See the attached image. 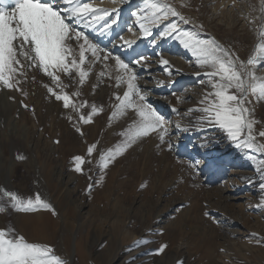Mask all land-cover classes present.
<instances>
[{
	"label": "rangeland",
	"instance_id": "374dc122",
	"mask_svg": "<svg viewBox=\"0 0 264 264\" xmlns=\"http://www.w3.org/2000/svg\"><path fill=\"white\" fill-rule=\"evenodd\" d=\"M109 1L91 0L99 6L113 8L111 4L108 5ZM119 1L122 4L116 7L120 9L118 23L112 32L103 37L92 33L94 42L121 55L126 61L134 60L135 53L148 56L151 61L149 68L137 67L142 89L148 92V100L153 107L166 118L174 122L181 120L172 109L177 108L183 113L197 105L205 86L198 83L204 77H197L195 73L203 72L204 69L196 66L191 51L173 37L159 40L155 46L149 43L151 37L142 39L135 47V52L120 46L117 36L123 35L127 39L129 26L136 30L135 17L131 13L143 7V0ZM172 2L186 16L204 25L203 30H199L201 38L215 36L225 47L234 49L242 59H247L251 54L257 34L255 26L250 25L245 17L251 12L250 4L259 8V0H236L235 6L233 0ZM182 3L187 7L181 8ZM252 14L258 16L259 12ZM182 27L197 31L191 24ZM162 30L163 25L154 29V32ZM136 34L139 36L138 31ZM158 53L170 61L171 76L159 65ZM100 70L101 65L97 63L81 89L80 99L103 105L104 111L94 117L93 123L82 127L83 137L67 119L69 110L64 109L61 102L50 98L42 87L43 83L49 81L41 73H29V77L34 75L36 80L33 83L29 79L23 85L27 97L19 92L0 90V188L24 197L39 192L57 213L53 215L45 210L23 213L9 208L0 213L1 228H14L21 234L22 217L40 213L49 221L46 225L48 236L42 241H33L52 245L56 253L70 264H81L76 251L79 235L84 236L85 253L90 257L91 264H176L177 259L182 260L183 264H216L219 255L212 257V263L204 257L209 244L214 246L213 250H220L223 245L232 247L229 251L232 257L240 258L244 264H264V240L256 243L264 237V207H256L264 197V192L259 189V183L264 182V174L260 171L264 168L261 163L264 155L236 148L214 129L183 132L177 130L174 124L171 126L172 134L168 137L172 143L171 151L167 148L158 150V139L152 135L117 157L104 173L108 180V187L105 184V188L110 191L113 201L117 195L120 197L123 187L131 184L132 191L126 187L125 190H130L133 195L131 203L126 206L132 216L145 210L142 213L145 222L148 219V202L145 201H151L155 207L152 219L145 223L141 218H128L124 225L128 239L118 240L113 252L106 253V235L102 233L100 238L92 236L90 223L93 219L96 225L104 228L114 221L112 218L105 223L107 218L95 209L92 202L93 194L100 185L95 183L101 175L96 166L98 156L94 154L93 163L83 166V173L74 170L72 160L78 152L85 154L87 143L99 140L101 149L117 144L121 140L118 133L127 126L132 116L129 113L127 117L114 119L109 126L108 117L114 102L112 93L119 91L122 94L123 86L118 89L114 82L98 80ZM257 74L264 75V67L258 68ZM64 79L65 83L69 82ZM160 80L166 82L165 86L158 84ZM168 81L175 83L170 84ZM110 83L113 86L109 87ZM93 84H99L95 93ZM75 88L73 84L67 90L71 92ZM9 96H14L15 100H10ZM176 96H183L184 102L178 103ZM21 100L29 106L28 109L21 105ZM256 107V118L264 120V103ZM187 123L188 118H184L182 125ZM204 136H215L219 142L213 141L202 146ZM57 140L59 143H56ZM18 156H24L25 159H17ZM195 161H199V164L189 168V163ZM229 168L234 170L233 174ZM145 182L147 186L142 189L140 185ZM89 184L94 185L90 194L86 191ZM217 191L221 193L220 196H217ZM178 219L179 225H174ZM133 224L137 226L135 232L131 228ZM172 226L177 237L170 250L176 251L181 245V251L170 256L154 255L155 249L161 244V234ZM143 232L146 233L141 236ZM253 233L258 235L254 236ZM66 234L71 237V251L68 253L65 252L64 244ZM130 235L135 237L129 239ZM137 241L140 243L137 244Z\"/></svg>",
	"mask_w": 264,
	"mask_h": 264
},
{
	"label": "snow or ice",
	"instance_id": "6c2138e0",
	"mask_svg": "<svg viewBox=\"0 0 264 264\" xmlns=\"http://www.w3.org/2000/svg\"><path fill=\"white\" fill-rule=\"evenodd\" d=\"M116 2L111 0L113 4ZM235 2L233 0V6ZM180 7L187 5L182 3ZM249 7L251 12L245 19L255 26L257 42L247 59H242L231 47H225L215 36L201 38L199 30H203L204 25L186 16L172 0H143V7L131 13L135 17L136 30L132 26L127 28L133 35L138 31L139 36L136 39L117 36L119 45L133 52L140 40L149 37V43L153 46L159 40L173 37L191 51L196 66L204 69L195 75L204 77L198 83L205 88L195 107L183 113L177 108L172 109L181 120L174 122L166 118L153 107L148 100V92L142 89L137 67L148 69L151 62L148 56L135 53L134 60L126 61L121 55L94 42L92 33L103 37L113 31L118 23L120 9L102 7L91 0H0V90L19 92L27 97L23 85L29 79L33 83L36 80L34 75L29 77V73H41L49 81L43 83L42 87L50 98L61 102L63 108L69 110L67 119L83 137L85 134L82 127L93 123L94 117L104 111L103 105L80 99L81 89L88 82L94 66L97 63L101 65L98 80L114 82L118 89L123 86L122 94L119 91L112 93L111 99L114 102L108 117L111 126L114 119L132 114L130 122L118 133L121 140L107 149L99 147V140L86 142L85 154L72 157L74 170L83 173V166L92 164L94 154H97L96 166L101 175L95 181L96 184L103 181L104 173L117 157L124 155L144 138L155 135L158 139L157 149L163 151L167 148L171 151L172 143L168 137L172 134L173 124L183 132L214 129L236 148L264 155V120L256 118V106L264 103V75L257 74V69L264 67V0H259L258 9L251 4ZM257 11L258 16L252 14ZM189 24L197 31L182 27ZM161 25L163 30L154 32ZM157 56L159 65L171 76L170 61L162 54L158 53ZM64 78L69 82L65 83ZM73 84L76 88L69 92L67 89ZM158 84L165 86L166 82L160 80ZM98 87L99 84L92 85L93 93ZM9 99L15 100V97L9 96ZM176 99L182 103L185 98L176 96ZM20 103L25 109L29 108L23 100ZM32 112L35 114L34 109ZM184 118H188L186 125H182ZM202 140V146L213 141L219 142L215 136H204ZM17 159L23 160L25 157L18 156ZM261 163L264 164V161ZM198 164L199 161H195L189 163L188 167L195 168ZM260 171L264 174V168ZM93 186L88 185L86 191L89 194ZM146 186V182L140 185L142 189ZM259 189L264 192V182L259 183ZM0 193V213L10 208L15 212L34 213L45 210L57 214L53 205L39 192L24 197L0 188ZM256 207H264V197ZM204 214L208 215L207 212ZM261 240L264 237L256 243ZM168 247L167 243H162L153 254H164ZM220 251L225 250L221 248ZM0 264H67V261L48 243L29 241L14 228H0ZM176 264H183V261L177 259Z\"/></svg>",
	"mask_w": 264,
	"mask_h": 264
},
{
	"label": "bare ground",
	"instance_id": "6f19581e",
	"mask_svg": "<svg viewBox=\"0 0 264 264\" xmlns=\"http://www.w3.org/2000/svg\"><path fill=\"white\" fill-rule=\"evenodd\" d=\"M110 4H111V6H113V8L114 7L116 8L118 5L122 4V2L117 0V2L115 4H113V3H111V0H110L108 2V5H110ZM137 36H138L137 34L133 35L132 33H129L127 35V39H136ZM257 112H258V109H256V113ZM93 142H91V143H93ZM80 149H83V148H80ZM77 152H78V150H77ZM81 154H79V152H78V155H81ZM75 155H77V154H75ZM229 169L231 170V174H233L234 170H232V168H229ZM106 181H108V180L105 178V175H104V179L99 185V190L98 191L96 190L97 192L95 194H93L94 196L92 198V200H93L92 202H93V205L95 206V209L97 211L101 212L102 215L107 218V221L105 223H108L109 219H112V218H114V221L111 223L110 226H106L104 228H101V225H96L95 221L92 219L90 221L92 227L91 226L90 227H91V229H93V232L91 233L92 236H98L100 238L102 236V233L106 235L105 244H107V250L105 248V251H106V253H107V251L109 253H111V252H113V250L115 248V244L118 240L124 241V240L128 239V237H129V236H127L128 232L124 231L125 221L128 218H132V217L136 218L137 217V218H141V221L144 222L142 219L143 218L142 213L145 210H143L139 213H135L132 216L126 207L129 202L131 203V198H133L132 197L133 195L131 192L132 188H130L131 184L128 187L125 186L126 188L131 189V191L125 190V187H123L122 192L120 193V197H119V195H117L118 197H116V200L113 201V198H111V194L109 193L110 191H107L105 188V184H106V187H108V183ZM97 189H98V187H97ZM112 192H113V190H112ZM220 194L221 193L219 191H217V196H220ZM117 198H119V199L122 198V199L118 200ZM145 202H148L146 205L147 209H148V211H147L148 219L147 220H151L152 219V212L155 208L153 206L154 203H152L151 201H145ZM141 221L139 220V222H141ZM179 222H180V219H178V223L176 222V224H174V225L178 226ZM131 223H133V222L131 221ZM47 224H49V221L47 220V218L45 216L41 215L40 213L39 214H32L28 218H26L24 216V217H22V220H21L20 232H22L21 234H23L29 241H33V240L42 241V240L47 238L46 236H48L47 229H46ZM143 226H144V224H143ZM0 228H1V224H0ZM131 228L133 230L134 229L136 230L137 226H135V224H133ZM135 230H134V232H135ZM134 232H133V234H134ZM145 233L146 232H143L141 234V236H144ZM51 237H52V235L50 236V238ZM133 237H135V235L134 236L130 235L129 239H131ZM176 237H177L176 232L174 231L173 226L171 228H169L166 232L161 234V236H160L161 244L167 243L169 246L167 248L166 252L164 253L165 256H170L172 254L174 255L175 252L181 251V245H179V247L177 248L176 251L170 250L171 245L174 243ZM78 239L79 240L77 242L76 251L79 255V260H80L81 264H91V262L89 261L90 257L85 253L84 236L79 235ZM140 239H142V238H140ZM70 241H71L70 235L66 234V236L64 237V244L66 246V251H65V249L63 250L66 253L71 251ZM213 249H214V246L209 244L208 249H207V253L204 255V257L207 258V260L209 262L211 261V263H212V257H215V256L217 257V255H219V258L217 259L216 264H244L242 262V260L241 261L239 260L240 258L232 257V255L229 252L232 249V247L230 248L226 245H223V249L225 250L223 252H221L220 250H217V249H215V250H213ZM218 252H220V254ZM135 253H137V251ZM66 261H67V264H70V262L68 260H66ZM213 264H215V263H213Z\"/></svg>",
	"mask_w": 264,
	"mask_h": 264
}]
</instances>
